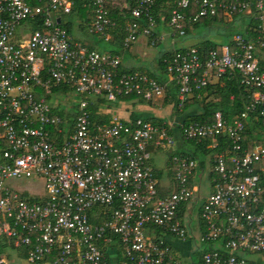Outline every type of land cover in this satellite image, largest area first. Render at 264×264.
<instances>
[{
    "label": "built area",
    "instance_id": "obj_1",
    "mask_svg": "<svg viewBox=\"0 0 264 264\" xmlns=\"http://www.w3.org/2000/svg\"><path fill=\"white\" fill-rule=\"evenodd\" d=\"M76 1L0 0V264H9L8 249L29 264H181L156 230L189 239L188 207L199 200L194 182L202 177L196 175V160L173 154L174 134L183 142L208 140L211 149L218 138L226 141L224 151L206 160L208 176L217 178L209 180L211 192L195 205L197 240L214 247L202 263L264 264V143L248 150L242 140L251 113H259L264 127L258 58L264 54V0H173L166 22L172 37L185 35V19L212 18L219 10L226 16L249 13L252 7L258 13L253 40L235 35L204 60L195 48L165 60L180 113L194 94L224 74H239L252 91L250 104L232 123L216 112L209 124L174 118L158 124L141 118L92 122L93 99L154 103L165 97V86L143 73L122 72L119 55L74 42L61 19ZM86 1L90 35L110 39L113 8L129 10L125 50L141 39L151 48L164 42L165 35L156 31L158 0H133L132 7L130 0ZM192 3L198 11L186 17ZM151 147L172 152L166 188L150 166ZM23 179L41 180L44 193L6 185ZM159 188L170 193L162 196ZM103 247L111 253L106 256Z\"/></svg>",
    "mask_w": 264,
    "mask_h": 264
},
{
    "label": "trees",
    "instance_id": "obj_2",
    "mask_svg": "<svg viewBox=\"0 0 264 264\" xmlns=\"http://www.w3.org/2000/svg\"><path fill=\"white\" fill-rule=\"evenodd\" d=\"M253 2V0H245ZM86 0H77L74 3L72 8V13L68 16H64L61 19V27L65 29L68 35L74 39L73 34L77 30L82 35L85 36V40H78L75 38L74 42L81 43L82 46L86 47L88 50H98L109 52L111 54L123 56L125 50L123 48V39L125 36L124 27L126 21L129 19V10H124L119 12L113 8H110V16L116 22V26L108 31L110 39L104 41L102 38L90 35L88 33L90 23H91V13L88 7H86ZM133 0H130V6L132 7ZM173 0H158L156 2L154 16L157 22V28L166 27V22L169 18V12L173 8ZM198 8L192 3L191 7L184 12L186 17H192L197 13ZM246 12L236 11L231 15L226 16L221 10L218 11L215 17L201 18L195 22H189L185 19L182 22L183 29L185 31L184 36L175 35V39H184L189 37V35H194L200 39L196 44L190 48H195L198 51L199 56L202 60L205 59L207 53L210 50H219L221 46L231 44V39L235 35L242 36L245 40H253L257 33V27L259 21L257 20V12L254 8H251V11L248 15L245 16ZM160 14V15H159ZM163 17L164 19H161ZM223 26V29L219 32L225 38L226 43H217L206 37L208 33L216 31L217 26ZM36 28V26H34ZM216 27V28H214ZM203 28L206 33L201 35L199 30ZM159 30V29H158ZM193 36V37H194ZM93 40V42H91ZM189 48H176L168 52H161L156 59V71L145 73L149 78L155 79L158 83L165 86V97L164 103L172 105L174 113L177 116H182L181 121L183 124H189L198 122L200 124L211 123L213 116L216 112H220L222 118L227 123H232L237 119L241 113L245 111L246 106L250 104L252 91L246 89L241 84V78L239 74H224L218 80L212 81L206 88L202 91L194 94V96L188 100L184 105V110L182 113L176 110L177 104V87L173 80H170V77L167 73V64L165 60H169L177 52H184ZM263 56L262 58L260 56ZM259 66L264 71V54L259 53ZM124 72L123 70H121ZM131 72V71H130ZM131 100H137L138 102H144L141 99H136L135 97H123L118 100V102H127ZM92 101V100H91ZM107 102L103 99H93L89 106L90 118L92 122L96 124H107L111 119L109 115H104L101 113L100 109ZM117 103V102H116ZM141 118L138 115H131L130 119L135 120ZM142 119V118H141ZM150 121L153 124H158L160 120L156 118L143 119ZM243 147L245 149H251L256 144L264 143V127L259 117V113L255 111L251 113L248 117V120L245 122L244 131L242 134ZM218 145L216 148H208V140H204L201 143L195 141L185 142L186 147L182 150L173 152V154L186 156L191 159H194L198 162L200 168L205 167L207 158H213L216 153H220L226 148L225 138L217 139ZM172 152L168 154V164L170 165ZM171 166V165H170ZM156 179L159 181L160 174L154 171ZM217 178L216 175L210 173L209 180ZM162 196L168 195L170 193L169 189L159 188ZM185 208L179 213V217L182 218ZM157 235L160 234V230H156ZM113 241L116 240V237H112ZM207 247L203 250L197 251V261H194V264H203L202 255L214 247L211 244H205ZM112 249L110 247L104 248L103 252L107 256L111 253ZM119 257L121 255V249L117 250ZM108 253V254H107ZM20 258L25 259V252H19ZM250 264H257V262L252 261Z\"/></svg>",
    "mask_w": 264,
    "mask_h": 264
},
{
    "label": "crops",
    "instance_id": "obj_3",
    "mask_svg": "<svg viewBox=\"0 0 264 264\" xmlns=\"http://www.w3.org/2000/svg\"><path fill=\"white\" fill-rule=\"evenodd\" d=\"M246 15H248L247 12L245 13V16ZM217 27L220 31L223 29V26L221 25ZM156 31L158 33H162L165 35L164 42L156 47L158 50H156V48H151L147 44L146 40L144 39L139 40L137 43L133 44L130 47L129 51L123 54L121 70L123 71L125 70L124 72L131 71V72H139L143 74L147 72L156 71V59L158 58L159 54L161 52H168L170 50L177 48L178 39H175V37H172V35H170L171 33L168 31V28L160 27V28H157ZM75 32L80 33L77 30ZM76 39L85 40V36L80 33V37H77ZM91 42H93V40ZM192 46L193 45L189 47H185V48H190ZM260 57L262 58L263 56L261 55ZM147 66L149 67V69H146ZM163 99L156 100L154 103H146V102L140 103L137 100L130 102V103H128V101L127 102H117V104H119V108L116 110V112H112L113 110L108 109L107 113H104L102 111V108L100 109V111L104 115H109L111 119L118 118L120 120H130L131 115L133 114L138 115V112L144 109L146 111L151 110L153 112V116H152L153 118H156L162 121H170L171 119L175 117L174 110L172 108V105L168 103H164ZM174 119L177 121L176 118ZM174 137L176 138L175 139L176 145L173 148V152L182 150L184 147H186L185 142L180 141L177 134H174ZM158 151L159 150H155L153 147L149 149L150 166L152 167L154 171L160 174L161 177L158 182L164 188H166L167 185L170 183L169 181H170V175L172 173V169H171V166L168 164V160H167L164 164V170L166 172V175H165L164 171L154 164V159ZM161 152H165L167 153V155L171 153V152H166V151H161ZM205 170H206V166L203 168H200L197 171L196 175L198 177L200 176L203 177ZM208 179H209V176H208ZM210 192H211V187H210ZM194 207H196L194 204L188 207V210L191 211L192 213L191 216H193L192 210H194ZM160 236L170 246L173 256L177 257L180 260L181 264H188L187 258L188 257L190 258L191 254L193 253L192 250L187 245L189 239L185 242H182V241L172 238L171 236H163L162 234ZM197 250L199 251L200 249H197ZM192 264H194V262H192Z\"/></svg>",
    "mask_w": 264,
    "mask_h": 264
},
{
    "label": "rangeland",
    "instance_id": "obj_4",
    "mask_svg": "<svg viewBox=\"0 0 264 264\" xmlns=\"http://www.w3.org/2000/svg\"><path fill=\"white\" fill-rule=\"evenodd\" d=\"M214 28H216V27H214ZM215 30L216 31H212V32L208 33V35H206V37L209 38L210 40L214 41V42H217V43H226V40L220 34L219 29H215ZM168 31L171 32L170 29H168ZM199 33H201V35H203L206 33V31L203 28H201L199 30ZM193 36L189 35V37H186L184 39H180V40L178 39L177 48L189 47L191 45H194L198 41H200L199 38H197L196 36H194V37ZM73 37H74L73 40H75V37L76 38L80 37V33L74 32ZM156 50H158V49L156 48ZM146 69H149V67L147 66ZM133 101H135V100L128 101V103L133 102ZM118 108H119V104H117V103H106L105 105L102 106V111L104 113H107V110L110 109V110H113L112 112H116V110ZM138 116L141 117L142 119H149L153 116V112L151 110L146 111V110L142 109L138 112ZM174 116H175L174 118H176L178 121H181V119H182L181 115L177 116L174 113ZM158 152H157V155L155 156L154 164L157 167H159L160 169H162L164 171V174L166 175V172L164 170V164L168 160V155L165 152H161V151H158ZM194 183L196 186L199 187V200L196 201V204H195V205H199L201 203L202 199L207 197V195H209V193H210V184H209V179H208L207 168L203 174L202 180L201 181L195 180ZM6 185L14 188L18 192L27 191L32 195H41L44 193L43 182L41 180H27V179L16 180V181L15 180H9L6 182ZM195 210H196V208L194 207L193 216H191V221L189 222V221H187L188 219H186V224L189 223L188 228L190 231V233H189L190 236H189V240H188L187 245L193 252L191 254V257L187 258L188 264H192V262L197 261V254H196L197 249L203 250L207 247L205 244H200L197 240L198 233L196 231V217H195L196 211ZM5 253L8 256L7 260L9 262V264H29L26 261L20 260L17 257L15 251H11L10 249H8Z\"/></svg>",
    "mask_w": 264,
    "mask_h": 264
}]
</instances>
